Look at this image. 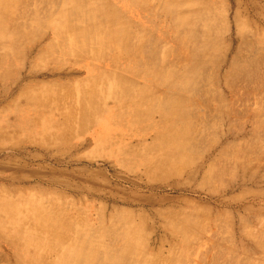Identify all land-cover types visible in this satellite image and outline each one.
<instances>
[{"label":"rangeland","instance_id":"374dc122","mask_svg":"<svg viewBox=\"0 0 264 264\" xmlns=\"http://www.w3.org/2000/svg\"><path fill=\"white\" fill-rule=\"evenodd\" d=\"M174 1L0 0V264H264V0Z\"/></svg>","mask_w":264,"mask_h":264},{"label":"bare ground","instance_id":"6f19581e","mask_svg":"<svg viewBox=\"0 0 264 264\" xmlns=\"http://www.w3.org/2000/svg\"><path fill=\"white\" fill-rule=\"evenodd\" d=\"M173 7L177 8L182 15L187 17V13L189 10H191L193 12L195 11L196 4L191 3V2L182 4L180 1L176 0V1H174ZM64 9H66V8H64ZM87 11L88 10H86V12ZM91 13H92V11H91ZM60 15H63L62 11H61ZM60 22H62V21H60ZM58 24H59V22H58ZM63 26H66V25H63ZM59 27H60L59 29H61V25ZM65 32H67V31H65ZM189 79H190V77L188 76L186 78L185 82L188 83ZM116 92L119 93L120 91H118L116 89ZM116 96H118V95H116ZM126 96H127L126 93H124L123 91L120 92L121 101H118V107H121L125 103V100H126L125 97ZM85 109L87 112L92 111L95 115H98L96 117L94 123H93L92 132H91L92 140L95 144H97V146H104L105 145L104 143H107L110 140V138H113V136H116L115 135L116 133L124 134L126 132V130L128 129V128H125L126 127V126H124L125 124H123V126L118 125V123L116 122L117 114L111 108V104L110 105H104L102 100L98 101V99H95V100L93 99L90 102V106H86ZM172 130L173 129H171V131ZM112 140L114 141V139H112ZM127 149H128V146H127ZM127 152H128V150H127ZM132 153L133 152H131V154ZM69 249L70 250H69L68 254L66 253L67 255L73 256L75 258H80L85 263H88V261H92L94 258L98 257V253H99V245L97 243L95 244L94 242L88 241L86 238L83 240H79L77 243L70 246ZM105 254H106V258H111V260L112 259L113 260L118 259V257L114 256L115 254L113 255L110 252H107Z\"/></svg>","mask_w":264,"mask_h":264},{"label":"crops","instance_id":"0c3cea01","mask_svg":"<svg viewBox=\"0 0 264 264\" xmlns=\"http://www.w3.org/2000/svg\"><path fill=\"white\" fill-rule=\"evenodd\" d=\"M118 91H119V90H118ZM109 94L111 95V97H114L115 99H117V101H121V99H120V92L118 93V92H116V90H115V91L110 92ZM116 95H118V96H116ZM115 99H114V100H115ZM111 100H113V99H111ZM106 105H108V103H107ZM109 105H110V104H109ZM115 109H116V108H114L113 111H115Z\"/></svg>","mask_w":264,"mask_h":264}]
</instances>
